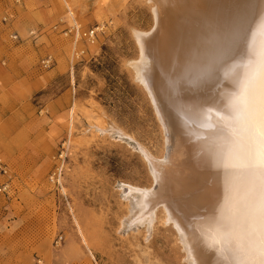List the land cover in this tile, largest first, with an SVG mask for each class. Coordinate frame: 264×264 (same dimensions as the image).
I'll use <instances>...</instances> for the list:
<instances>
[{"label":"rangeland","instance_id":"1","mask_svg":"<svg viewBox=\"0 0 264 264\" xmlns=\"http://www.w3.org/2000/svg\"><path fill=\"white\" fill-rule=\"evenodd\" d=\"M72 28L94 31V42ZM152 28L148 0H0V64L25 67L9 95L20 116H0L8 145L0 159L14 187L0 195V264H186L161 210L149 228L126 227L127 186L155 187L138 147L157 161L166 152L164 128L129 66L138 57L132 31ZM106 124L117 130L93 128ZM63 144L56 188L48 177Z\"/></svg>","mask_w":264,"mask_h":264},{"label":"bare ground","instance_id":"2","mask_svg":"<svg viewBox=\"0 0 264 264\" xmlns=\"http://www.w3.org/2000/svg\"><path fill=\"white\" fill-rule=\"evenodd\" d=\"M148 2L153 28L132 31L129 66L166 152L138 147L155 187L127 186L126 227L149 228L161 210L186 264H264V0Z\"/></svg>","mask_w":264,"mask_h":264},{"label":"built area","instance_id":"3","mask_svg":"<svg viewBox=\"0 0 264 264\" xmlns=\"http://www.w3.org/2000/svg\"><path fill=\"white\" fill-rule=\"evenodd\" d=\"M72 29V32L74 33L75 37L78 38V40H85L90 44L94 42V31L79 32L78 29ZM11 39L15 41L17 37L14 35L11 37ZM51 65L52 60L49 57L45 58L41 62V66L46 69L50 68ZM66 150L65 144H63L59 153L57 154L55 166L48 177L49 183L56 188L61 186V179L64 171L65 161L67 159ZM13 192L14 187L9 168L4 162L0 160V195L9 198L13 195Z\"/></svg>","mask_w":264,"mask_h":264},{"label":"crops","instance_id":"4","mask_svg":"<svg viewBox=\"0 0 264 264\" xmlns=\"http://www.w3.org/2000/svg\"><path fill=\"white\" fill-rule=\"evenodd\" d=\"M24 68L25 67H20V64L11 62L10 60H7L5 62V66H2V64H0V85L3 86L4 88L3 91H0L1 117L10 116L11 113L10 110L12 109L15 111L16 116H20V110L18 109V106L16 105V103L10 100L9 95L12 92V90H14L15 86L19 84V81L24 79V77H22L25 74ZM46 79L52 80L53 76L46 77ZM2 124H6V123L3 122ZM5 132H6L5 127L0 129V148H6L8 146L6 144L7 141L4 139L2 140Z\"/></svg>","mask_w":264,"mask_h":264},{"label":"snow or ice","instance_id":"5","mask_svg":"<svg viewBox=\"0 0 264 264\" xmlns=\"http://www.w3.org/2000/svg\"><path fill=\"white\" fill-rule=\"evenodd\" d=\"M264 135V134H262ZM262 158H264V149H262Z\"/></svg>","mask_w":264,"mask_h":264}]
</instances>
